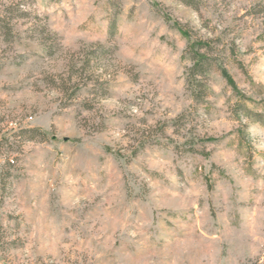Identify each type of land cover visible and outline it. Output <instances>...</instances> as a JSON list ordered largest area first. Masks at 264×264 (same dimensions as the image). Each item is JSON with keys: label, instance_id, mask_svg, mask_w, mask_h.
Instances as JSON below:
<instances>
[{"label": "rangeland", "instance_id": "rangeland-1", "mask_svg": "<svg viewBox=\"0 0 264 264\" xmlns=\"http://www.w3.org/2000/svg\"><path fill=\"white\" fill-rule=\"evenodd\" d=\"M0 264H264V0H0Z\"/></svg>", "mask_w": 264, "mask_h": 264}, {"label": "trees", "instance_id": "trees-1", "mask_svg": "<svg viewBox=\"0 0 264 264\" xmlns=\"http://www.w3.org/2000/svg\"><path fill=\"white\" fill-rule=\"evenodd\" d=\"M201 58H202V56L201 57L200 56H197V61H196V64H195L196 68L200 64Z\"/></svg>", "mask_w": 264, "mask_h": 264}]
</instances>
